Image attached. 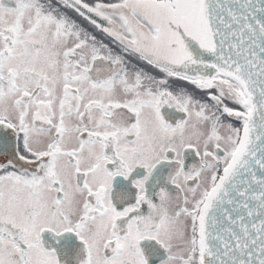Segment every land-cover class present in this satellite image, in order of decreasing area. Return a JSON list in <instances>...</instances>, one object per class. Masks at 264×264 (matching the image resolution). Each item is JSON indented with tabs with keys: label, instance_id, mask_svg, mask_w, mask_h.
<instances>
[{
	"label": "snow or ice",
	"instance_id": "6c2138e0",
	"mask_svg": "<svg viewBox=\"0 0 264 264\" xmlns=\"http://www.w3.org/2000/svg\"><path fill=\"white\" fill-rule=\"evenodd\" d=\"M0 264H264V0H0Z\"/></svg>",
	"mask_w": 264,
	"mask_h": 264
}]
</instances>
